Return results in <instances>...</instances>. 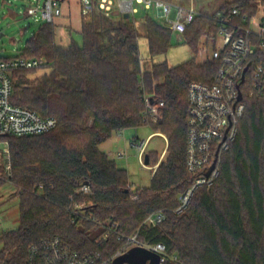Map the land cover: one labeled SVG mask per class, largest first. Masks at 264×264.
<instances>
[{"label":"trees","instance_id":"16d2710c","mask_svg":"<svg viewBox=\"0 0 264 264\" xmlns=\"http://www.w3.org/2000/svg\"><path fill=\"white\" fill-rule=\"evenodd\" d=\"M260 3L228 0L211 13L199 12L181 33L191 56L173 66L142 62L140 37L153 55L167 50L172 34L149 11L134 20L81 17L79 41L71 38L70 24L63 25L66 44L56 39V21L33 31L16 56L44 62L11 71L10 101L54 116L57 125L42 134L4 137L10 172L0 187L8 181L16 189L18 224L0 231V264H20L31 245L53 236L80 254L107 257L123 243L116 232L162 242L181 264H264V93L247 96L242 86L244 113L235 139L220 155L215 183L196 190L187 208L175 211L179 194L193 180L185 168L187 87L191 81L210 84L218 66L212 57L198 62L196 56L200 47H214L220 14L237 7L251 17ZM233 22L242 23L236 17ZM249 60L264 61V49H255ZM37 68L45 70L29 79ZM144 94L164 100L157 123L144 118ZM144 124L166 136L167 155L149 184L132 190L126 168L100 144ZM155 210H163L165 220L143 224Z\"/></svg>","mask_w":264,"mask_h":264},{"label":"built area","instance_id":"2783aa9c","mask_svg":"<svg viewBox=\"0 0 264 264\" xmlns=\"http://www.w3.org/2000/svg\"><path fill=\"white\" fill-rule=\"evenodd\" d=\"M75 2L80 16L84 18L99 13L105 17L134 20L140 8L144 11L154 9V16L161 23H168L171 30L180 35L199 13L192 5L168 0H75ZM70 8L71 0H27L24 12L37 23H54L62 16L69 17ZM257 8L256 14L251 17L241 14L237 7L218 16L220 27L215 39L212 38L214 47L210 52V57L218 61L213 81L210 84L199 81H191L188 84L185 168L193 176V180L178 196V204L175 207L177 213L187 208L196 190L211 187L215 183L219 173L220 155L235 139L239 120L244 113L242 86L246 87L244 94L247 96H259L264 93V61L250 65L249 60L255 49H264V3H260ZM125 14L128 18L124 17ZM235 17L240 18L242 23L233 22ZM253 18H257L256 30L250 28ZM204 51L206 47H200L199 53ZM42 62L40 58L0 57L1 179H5L10 172L9 147L4 137L42 134L51 131L57 125L54 116H42L35 110L12 104L10 101L11 71L16 68H32ZM143 100L144 118L150 123L159 122L163 115L164 100L152 94H144ZM148 138L138 143L131 142L138 149L137 157L140 164L146 167L149 166L145 163L144 148ZM116 157L126 159L127 152L120 151ZM212 164L213 167L207 172ZM157 165L158 163L150 167L155 169ZM82 191L86 192L87 188H82ZM165 217L163 210H155L145 217L143 224L157 226ZM115 227L116 224L113 223L111 230L115 231L113 230ZM116 236L123 243L107 257L95 251L80 254L59 237L53 236L31 245L26 259L20 264H115V259L123 256L132 247H140L157 255V264H181L178 256L170 253L162 242H142L137 238V232L131 235L116 232ZM148 263L149 260H146L144 264ZM119 264L130 263L123 261Z\"/></svg>","mask_w":264,"mask_h":264},{"label":"rangeland","instance_id":"374dc122","mask_svg":"<svg viewBox=\"0 0 264 264\" xmlns=\"http://www.w3.org/2000/svg\"><path fill=\"white\" fill-rule=\"evenodd\" d=\"M191 0H173L176 3H189ZM196 6L202 11H214L216 4L224 0H192ZM27 0H0V57H11L19 54L21 49L24 48L25 42L32 35L41 23L35 22L31 17L25 15V8ZM140 8L137 18L142 13ZM152 15L155 10L149 11ZM67 15V14H66ZM70 23L65 20H56V39L60 44H66L69 40L67 32L64 30V24L68 23L71 26V38L79 41V28L81 16L75 0H71L70 15L67 17ZM110 18V17H108ZM258 18V17H257ZM257 18H253L250 23V28L256 30ZM254 20V21H253ZM138 48L142 62L149 66L153 62L166 61L168 65L173 66L187 60L191 56V51L188 46L183 42L179 33L172 31L170 45L165 52L150 55L147 48V40L145 37H140L138 40ZM212 45L209 44L206 51L198 53L196 59L198 62L203 61L207 56L210 57ZM44 62V59H42ZM42 62V63H43ZM44 68H37L32 74H28L29 79H33L43 73ZM149 137V138H148ZM109 144L110 156H112L116 163L126 168L128 173V180L132 190L147 186L150 182L151 175L155 169L150 166L156 165L161 160L165 159L167 152L166 136L154 132L149 124H144L137 128H126L121 133L114 134ZM148 138L145 145V153L150 155V161L147 166H142L138 160V149L132 145L130 141L134 139L136 143L140 140ZM110 142V143H111ZM126 151L128 157L126 159H119L114 156L117 151ZM163 157L161 158L162 153ZM157 167V166H156ZM15 187L6 181L0 187V231L14 229L18 224V207L17 199L13 197Z\"/></svg>","mask_w":264,"mask_h":264},{"label":"water","instance_id":"95a60500","mask_svg":"<svg viewBox=\"0 0 264 264\" xmlns=\"http://www.w3.org/2000/svg\"><path fill=\"white\" fill-rule=\"evenodd\" d=\"M125 18H128V15H124ZM166 26H169L168 23H165ZM247 67H245L246 70ZM243 77L241 78V80ZM241 97V94L239 92V98ZM145 163L148 164V155H145ZM213 167V164L211 167L208 169L207 172L211 170ZM146 260H149L148 264H157L158 262V256L143 249L140 247H132L130 248L123 256L115 259V264H119L123 261H126L130 264H144Z\"/></svg>","mask_w":264,"mask_h":264},{"label":"crops","instance_id":"0c3cea01","mask_svg":"<svg viewBox=\"0 0 264 264\" xmlns=\"http://www.w3.org/2000/svg\"><path fill=\"white\" fill-rule=\"evenodd\" d=\"M173 1V0H172ZM224 1H228V0H224ZM223 1V2H224ZM222 2H220V3H218V4H216V6L214 7V10L221 4ZM181 4H183V3H181ZM184 5H192L198 12H205V13H211V12H213V11H211V12H207V11H202V10H200L199 9V7L198 6H196V4L191 0V1H189V3H184ZM63 17H65V20L68 22V20H69V18H67L66 16H62V17H60V18H58L59 19V21H60V19L61 20H63ZM180 35V34H179ZM180 37H181V35H180ZM121 133V132H120ZM111 140H114V138H109V139H107L106 141H104L103 143H101L100 144V149L101 150H103L104 152H106V153H108V155L110 156V151H109V149L110 148H108L109 147V144H112V142H111ZM132 141H134V139L132 140ZM132 141H130V143L132 142ZM141 141V140H140ZM111 142V143H110ZM114 142H116L115 140H114ZM118 152H120V150H118L117 151V153ZM117 153H115L114 154V156L116 157V154ZM145 155L146 154H144V158H145ZM148 155V154H147ZM110 157H112V156H110ZM127 157H128V155H127ZM113 158V157H112ZM117 158V157H116ZM119 159H123V158H119Z\"/></svg>","mask_w":264,"mask_h":264}]
</instances>
